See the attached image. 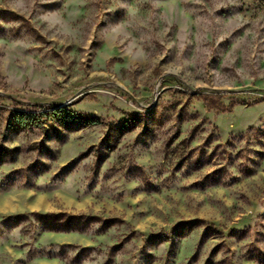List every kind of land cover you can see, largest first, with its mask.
<instances>
[{"label": "rangeland", "instance_id": "obj_1", "mask_svg": "<svg viewBox=\"0 0 264 264\" xmlns=\"http://www.w3.org/2000/svg\"><path fill=\"white\" fill-rule=\"evenodd\" d=\"M0 264H264V0H0Z\"/></svg>", "mask_w": 264, "mask_h": 264}, {"label": "trees", "instance_id": "obj_2", "mask_svg": "<svg viewBox=\"0 0 264 264\" xmlns=\"http://www.w3.org/2000/svg\"><path fill=\"white\" fill-rule=\"evenodd\" d=\"M48 116H54L58 118L57 123L61 125L65 124H74L78 120L84 123V125L96 124L98 120L94 117H88L84 115L75 114L66 109L54 110L50 113H21L14 112L12 113L13 123L20 130H32L34 128H39L43 125V119Z\"/></svg>", "mask_w": 264, "mask_h": 264}]
</instances>
